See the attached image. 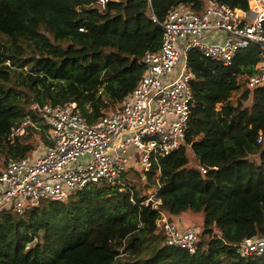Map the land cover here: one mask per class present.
Listing matches in <instances>:
<instances>
[{
  "label": "trees",
  "instance_id": "16d2710c",
  "mask_svg": "<svg viewBox=\"0 0 264 264\" xmlns=\"http://www.w3.org/2000/svg\"><path fill=\"white\" fill-rule=\"evenodd\" d=\"M209 1L0 0V156L26 157L38 134L48 143L49 119L34 104L76 103L91 123L120 109L144 77V55L161 48L160 23L173 8L200 14ZM214 1L251 10L250 0ZM263 54L253 45L223 67L193 52L195 100L182 149L139 171L140 189L93 185L22 215L2 211L0 264H264L237 251L264 236V87H246ZM188 148L198 169L187 168ZM152 188L170 221L203 214L195 254L167 245L159 209L145 205Z\"/></svg>",
  "mask_w": 264,
  "mask_h": 264
},
{
  "label": "built area",
  "instance_id": "2783aa9c",
  "mask_svg": "<svg viewBox=\"0 0 264 264\" xmlns=\"http://www.w3.org/2000/svg\"><path fill=\"white\" fill-rule=\"evenodd\" d=\"M108 1L97 3L105 7ZM249 3L253 6L248 12L214 0L200 14L173 8L160 23V50L148 51L142 59L146 72L139 85L123 99L120 109L93 123L76 103L34 104L32 111L49 119L48 143L24 158L5 161L0 213L22 215L46 201H67L93 185L118 186L123 193L132 185L126 173L137 167L147 173L181 150L195 100L190 55L197 52L218 66L231 67L240 52L253 45L264 48V0ZM246 87L251 91L264 87V54ZM29 124L13 129L12 145L26 135ZM258 144H264L262 132ZM201 172L208 170L201 168ZM157 192L148 196L145 205L152 202L158 210L162 203L156 200ZM159 214L157 227L167 236V245L195 254L204 233L170 221L160 209ZM237 251L244 259L264 256V236L246 239Z\"/></svg>",
  "mask_w": 264,
  "mask_h": 264
},
{
  "label": "rangeland",
  "instance_id": "374dc122",
  "mask_svg": "<svg viewBox=\"0 0 264 264\" xmlns=\"http://www.w3.org/2000/svg\"><path fill=\"white\" fill-rule=\"evenodd\" d=\"M250 6H253V3L250 4ZM252 106V99H250L249 102H247L245 104V107L247 108H251ZM32 144H33V149H41L43 150L45 148V146H47V142L46 139H44L40 134L35 135L34 138L32 139ZM187 156L189 158V165L187 166L188 169H198L192 154V151L190 150V148H188L187 150ZM5 157L1 156V160H0V174L1 172H3L4 168H5ZM134 176L129 179V181L132 183V185H134L137 189H140L143 187V182L141 180V177L139 175V167L135 168L134 170L130 171ZM136 175V176H135ZM156 191L155 188L149 189L148 190V195L153 194ZM186 220L188 221L189 226H191L190 228L198 230L201 229V231H203V214H195V213H188ZM186 221V222H187ZM203 233V232H202ZM205 237V236H204Z\"/></svg>",
  "mask_w": 264,
  "mask_h": 264
},
{
  "label": "crops",
  "instance_id": "0c3cea01",
  "mask_svg": "<svg viewBox=\"0 0 264 264\" xmlns=\"http://www.w3.org/2000/svg\"><path fill=\"white\" fill-rule=\"evenodd\" d=\"M131 176L133 177L134 175H133L132 173L129 174L128 179H130ZM135 176H136V175H135ZM186 218H187V215H185V216H183V217H181V218H178V219L176 220V222H179L180 225H181L183 228H185V229H189L191 226H189L188 224H191V223H188V221L186 220ZM186 221H187V222H186Z\"/></svg>",
  "mask_w": 264,
  "mask_h": 264
}]
</instances>
